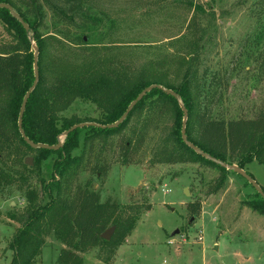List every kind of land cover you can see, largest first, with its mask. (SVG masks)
Returning a JSON list of instances; mask_svg holds the SVG:
<instances>
[{
	"label": "rangeland",
	"instance_id": "374dc122",
	"mask_svg": "<svg viewBox=\"0 0 264 264\" xmlns=\"http://www.w3.org/2000/svg\"><path fill=\"white\" fill-rule=\"evenodd\" d=\"M43 2L47 3L46 19L38 32L42 38L55 36L47 40V78L79 67L104 68L109 62L141 66L164 61L160 70L167 71L165 81L180 87L187 63L180 66L179 62L184 56L190 57L188 45L194 38L186 29L194 17L203 29L202 35L197 33L201 39L199 72L208 70L222 85L215 98L216 110L227 118H250L264 107V0H89L85 11L78 13L82 18L73 19L69 27L86 43L66 41L64 27L50 9L55 6L50 0ZM10 40L0 21V43ZM49 62L54 63L52 67ZM58 116L98 120L102 113L92 102L76 99ZM130 122L123 132L128 137L142 123L137 116ZM171 126L172 120L167 117L151 124L133 165L120 160L118 142L122 134L94 139L95 155L99 154L100 164L110 162V169L98 177L84 166L78 172V182L91 180L94 190L101 192L102 201L118 203L125 215L135 213L138 220L135 230L118 248L91 247L83 254L85 264H264V204L254 186L228 170L223 187L212 194L210 189L222 173L217 167L203 160L152 163L154 149ZM85 137V131L77 135L80 145L72 153L79 156L84 151L87 161L89 144ZM64 139L60 137L63 143ZM9 147L4 169L10 176H26L38 192V203L43 204L47 201L43 180L51 178L58 155L46 157L31 152L16 159L15 145ZM31 158L34 164L29 166L27 159ZM244 169L264 188L263 164L252 161ZM21 183L18 180L0 186V264H11L9 243L20 227L12 217L28 205ZM196 199L203 208L191 226L186 203ZM177 230L179 234L173 235ZM172 239L174 243H170ZM45 243L36 264H58L57 257L65 246L52 234Z\"/></svg>",
	"mask_w": 264,
	"mask_h": 264
},
{
	"label": "trees",
	"instance_id": "16d2710c",
	"mask_svg": "<svg viewBox=\"0 0 264 264\" xmlns=\"http://www.w3.org/2000/svg\"><path fill=\"white\" fill-rule=\"evenodd\" d=\"M88 1L50 0L55 6L50 9L56 22L64 27L62 35L66 41L86 43L83 36L72 34L69 27L73 25V19L82 18L78 13L85 11ZM0 2L11 4L30 25L28 32L9 10L0 8V21L5 24L11 37L10 41L0 43V186L13 185L21 180L28 201L25 210L12 217L20 227L9 243L13 251L11 264H36L46 245V238L51 234L65 246L57 257L58 264H85L83 254L91 247L103 245L118 248L135 230L138 215H125L118 203L102 201L101 192L94 190L91 180L84 184L78 182V172L84 166L90 167L91 173L98 177L105 176L110 169L111 163L100 164V156L94 152V139L100 136L122 134L118 142L120 160L124 165H133L136 163V154L147 139L151 124L165 117L170 118V132L154 149L152 163L167 165L203 160L222 172L217 184L210 189V193H218L225 183L228 169L197 154L185 143L182 137L184 111L181 103L188 110L187 137L198 148L228 164L237 162L242 169L252 161L264 165V107L250 118H227L216 110L218 105L215 98L222 85L215 82L216 76L211 77L208 70L202 74L199 72L201 39L197 33L202 35L203 29L196 18L191 19L186 29L193 35L194 41L188 45L190 57L184 56L179 62L180 66L187 63L186 77L180 87L171 86L165 81L167 71L160 70L164 69V61H149L141 66L128 62H109L104 68L88 70L79 67L68 74L47 78L44 73L45 60L49 57L47 40L55 36L42 38L38 32L46 19L47 3L43 0ZM33 42L38 48L40 81L29 98L22 125L27 137L36 143L56 145L60 135L81 122L115 123L127 111L131 101L149 85L158 84L172 89L178 94L179 100L161 89H153L132 110L124 123L115 129L81 127L65 136L64 145L58 151L35 149L25 142L18 125L21 104L35 80ZM52 64L49 62L51 67ZM76 99L87 100L98 106L102 118H59L58 112L70 107ZM134 116L142 123L128 137L123 132ZM82 131L86 132L85 140L89 144L87 161L84 151L79 156L72 153L80 145L77 135ZM12 145H15L13 154L16 159L31 152L46 157L49 154L58 155L51 178L47 182L43 180L47 197L43 204L38 203V192L29 185L26 176H10L4 169L2 163L7 160L6 153ZM23 167L29 169L27 165ZM261 202L264 204L262 197ZM186 205L188 221L192 226L201 215L203 204L196 199L188 201ZM151 207L147 206L148 209ZM111 227H116L112 238L103 239L102 233Z\"/></svg>",
	"mask_w": 264,
	"mask_h": 264
},
{
	"label": "water",
	"instance_id": "95a60500",
	"mask_svg": "<svg viewBox=\"0 0 264 264\" xmlns=\"http://www.w3.org/2000/svg\"><path fill=\"white\" fill-rule=\"evenodd\" d=\"M0 8H4L7 9L11 12V14L13 15L14 18H16L19 23H21L23 25V27L25 28L26 31L30 32V25L29 23H26L23 19V17L15 10V8L11 5V4H7L4 2H0ZM34 50H35V61H34V74H35V80L32 84V86L29 88L28 93L25 95L23 102L21 104V111L19 114V120H18V125H19V129L20 132L22 134V137L24 138L25 142H27L30 146H32L33 148L37 149V148H41L44 150H54V151H58L60 150L64 143L62 141H60V137L61 136H67L69 133H71L72 131H75L77 129H80L81 127H89V126H94V127H100V128H104V129H115L116 127L120 126L122 123H124V121L128 118V116L131 114L132 110L138 105V103L140 101H142L144 99V97L148 94V92L152 91L153 89H161L162 91H165L167 94L172 95L173 97H175L176 99L179 100V96L178 94L172 90V89H168L166 87H162L161 85L158 84H153V85H149L147 86V88L145 90H143L133 101H131L130 106L128 107L127 111L117 120L115 121V123L113 124H97V123H93V122H81L80 124H77L75 126H73L72 128H70L69 130L65 131L62 135L59 136V143L56 145H50V144H43V143H36L32 140H30L26 133L25 130L23 128V117L25 115L26 112V106L27 103L29 101V98L31 96V94L34 92V89L37 87V85L39 84L40 81V74H39V65H38V61H39V57H38V48L35 44H33ZM181 107L184 111V118H183V126H182V137L185 141V143L191 148L193 149L197 154L202 155L203 157H205L207 160L215 163L216 165H220L222 167H224L225 169L230 170L233 173H238L240 176H242L251 186H254V188L257 190V192L261 195V197L264 200V189L262 188L261 185H259L257 183V181L249 174V172H247L245 169H242L240 166H238L237 164H228L227 162L216 158L214 156H212L209 153H206L205 151H203L201 148H198L194 143H192L189 138L187 137L186 134V126H187V117H188V110L185 107V105L183 103H181ZM27 164L29 166L33 165V159H27ZM188 194H190L189 190L187 189ZM116 230V227H111L109 229H107L104 233H102L101 237L105 240H110L114 234ZM179 234V230L175 231L173 233V235H177Z\"/></svg>",
	"mask_w": 264,
	"mask_h": 264
},
{
	"label": "built area",
	"instance_id": "2783aa9c",
	"mask_svg": "<svg viewBox=\"0 0 264 264\" xmlns=\"http://www.w3.org/2000/svg\"><path fill=\"white\" fill-rule=\"evenodd\" d=\"M197 238H198L199 241H202V240H203V238L201 237V235H199ZM185 241H186V238H185ZM174 242H175L174 239H172V240L170 241V243H174Z\"/></svg>",
	"mask_w": 264,
	"mask_h": 264
}]
</instances>
